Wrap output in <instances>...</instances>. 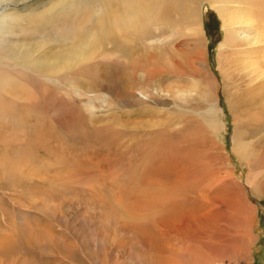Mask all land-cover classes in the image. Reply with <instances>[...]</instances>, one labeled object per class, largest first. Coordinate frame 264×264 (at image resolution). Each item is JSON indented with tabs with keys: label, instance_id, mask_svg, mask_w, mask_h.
Listing matches in <instances>:
<instances>
[{
	"label": "rangeland",
	"instance_id": "1",
	"mask_svg": "<svg viewBox=\"0 0 264 264\" xmlns=\"http://www.w3.org/2000/svg\"><path fill=\"white\" fill-rule=\"evenodd\" d=\"M68 1L4 0L0 6V16L8 12L23 16V28L11 36L12 48L23 38H40L52 54L32 50L21 56H41L44 65H55L50 74L35 73L40 76L34 86L20 85L29 107H18L16 123L0 122V142L5 145L0 144V264H190L189 255L203 258L204 264H264V52L255 51L262 59L258 72L246 69L245 54L240 52L249 48L253 32L231 24L239 32L230 46L233 34L226 32L229 24L217 5L210 0H175L183 9L176 14L174 3L167 0L179 24L199 8V35L182 24L158 31L156 25H161L149 22L152 15L142 20L140 31L118 36L113 45L106 33L117 27L105 17L136 5L128 4L132 0ZM227 4L228 9L235 6ZM155 7L154 2L140 5L150 12ZM45 11L54 16H43ZM43 20L48 23L44 27ZM29 21L38 25V33ZM82 29L103 34L96 45L94 40L87 45L96 58L89 67L64 76L63 56L53 52L69 47L75 41L72 37L87 39ZM6 34L4 30L0 38ZM70 85L75 89L72 97L64 91ZM212 107L216 111L208 117ZM205 121L215 126L210 128ZM247 142L250 161H245L246 150L240 159L235 149ZM183 154L189 156L186 161ZM112 159L117 168L110 176L107 161ZM171 162L185 165L188 174L187 186L180 190L191 192L188 201L195 200L190 205L194 232L214 226L212 216L202 215L211 209L218 180L234 179L244 191L251 206L249 226L235 221L230 236L239 242L216 246L220 248L216 258L200 243L190 247L178 242L179 236L173 238L171 231L140 228L133 187L143 184L145 170L150 181L165 177L163 167ZM199 214L201 221L195 217ZM99 224L103 231L95 243L91 235Z\"/></svg>",
	"mask_w": 264,
	"mask_h": 264
},
{
	"label": "bare ground",
	"instance_id": "2",
	"mask_svg": "<svg viewBox=\"0 0 264 264\" xmlns=\"http://www.w3.org/2000/svg\"><path fill=\"white\" fill-rule=\"evenodd\" d=\"M8 1L11 3H17L18 1L23 2V1H29V0H8ZM168 1L174 3V11L176 12V14L181 13L183 11V9H178L179 7H178V4L175 2V0H168ZM229 1L230 0H210V2H212L211 4L217 5L220 12H222V18H224L223 19L224 23L229 24L226 26L224 25L225 26L224 28L227 30V31L225 30L226 32L229 31V32H232V34H233L230 37V39L228 40L230 46H233V44L235 43V39H236L235 37L237 35V32H239V28H236L234 26L232 27L231 24H234L238 27L244 26V28L247 30L246 32H253L252 33L253 39H251V41L248 42L250 44L249 48H246V49L244 48L243 51L240 50V52H243L245 54L243 63L246 65V67H247L246 69H248V67H249L251 70H253V71L256 70V72H258L257 69L258 70L262 69V66H259L260 63H262V62H260V61H262V59L260 61L258 60L259 57L257 56L255 51L263 49V52H264V4H263L262 0H237V1L233 0L231 2H229ZM3 2H4V0H0V6L3 5ZM143 2H147V3L154 2V4H156L155 12H154V10H153V12L152 11L150 12L147 9L142 10L140 8V5ZM166 2H167V0H132V2L130 1L128 4H136V5H129L128 8H122V9L118 10L116 16H114V13L112 11L111 16L109 14V16H107L105 18L109 19V21H111V23L117 28L115 29V31H112V32L109 31L108 33H106V36L108 37L109 42H111L113 45H115L116 44L115 38H117L118 36H125L129 32L131 34L132 32L140 31V29L143 28V26H142V28H140L141 23H143V21H144L143 19L150 18L152 15L154 17L149 19V22L151 23L153 21H156L157 24H160L161 25L160 27H158L156 25V30H158V31H161V29H164V28H173V26L175 24H179V21L171 16V10L169 8H167ZM18 3H20V2H18ZM71 3H72V0L68 1V4H71ZM227 3H232L233 5H235L234 8L229 7V9L231 11L227 8L226 5H229ZM137 4H139V6ZM137 6H138V8H136ZM198 9L199 8H197V10L195 12L188 13V17L185 18L184 21H183V18H182V20H180V21H182V23H180V24H182L183 27H186L190 31H192V35H199L201 32V25H200V19H199L200 16H199ZM55 12H57V11H55ZM43 16L49 17V16H54V15H53L52 11H45L43 13ZM57 16H60V15H57ZM15 18H17L19 21L15 22ZM52 18H54V17H51V19ZM105 18L102 17V19H105ZM22 20H23V16H16V14H14V13L10 14V12L4 13L0 16V36L4 32V30L7 33L4 37L0 38V44L1 43L4 44L3 47H0V72H1V69L3 70V73L0 75V122L4 123L5 125L10 124V123H13V124L16 123L17 114L19 113L18 107H20L21 109H28V107H29V103H26V100L28 99V97H26L20 93V89H21L20 85L22 83H29L31 86H34L33 82L36 81L35 78L37 76H40L39 74H35V73H43L46 75V74L52 73L54 68H55V65L51 64V63L44 65V61H43L41 56H38V58H26V57L21 56V53L23 54L24 52H28V51H32V50H37L38 51L37 53L44 51L46 54H52V53H50L49 50H47L50 48L49 44L48 45L43 44V43L41 44L42 40H40V38H35L33 40H31L30 38H23L20 41L16 40V41L20 42L21 45H14V47H13L14 49L12 48L13 40L11 39V36L14 34H17L16 32L18 31V28L21 27ZM48 20H50V19L47 18V21ZM32 23H34V22H30V27L35 29V31H36V29L38 31V25L32 24ZM11 24H13V29L10 28ZM37 24H39V23H37ZM46 24H48L46 22V20H43L42 21L43 27L46 26ZM180 24H179V26H180ZM43 27H41V28H43ZM21 28H23V27H21ZM33 29H32V31H34ZM37 31H36V33H38ZM81 31L84 34H86L87 39L84 38L82 35H81V37H83V38L78 37V36L72 37L73 39H75V41L71 42L69 44V47H67L63 51L53 52V54L56 56H60V55L63 56V60L61 62V67L64 71V76H66V74L71 73L72 71H74L76 69H79L78 67H84L86 65H87V67H89L90 63L96 58V56H94L95 51L93 50V48H91L90 53H89V51L87 49V45L91 43V40H94V43H95V41L99 42L100 37L103 34L101 32H96L97 35H92L87 30L82 29ZM39 32H41V29L39 30ZM78 32H80V31H78ZM81 33H79V34H81ZM53 35L54 34H52L51 36H53ZM161 35H159V36H161ZM184 43L189 44V42H184ZM95 45H96V43H95ZM97 45H98V43H97ZM196 45H197V43H196ZM158 46L160 48V55H158V54H156V55L162 56L164 50H163L161 45H158ZM189 47H191V46L189 45ZM195 49L196 48H192V52L194 51L193 55L197 57L198 52ZM253 54H256V56L255 57L250 56ZM262 57L264 59V53H263ZM250 65H252V67H250ZM41 68H44L47 71H42ZM250 69H248V71ZM21 71H25V73L22 72L21 73L22 76H18V74ZM249 74H251V73L249 72ZM229 76L230 75L227 73L225 75V79H228ZM64 91L66 94H68V92H69L70 97H72L71 95L74 94L75 89L73 88L72 85H70V87H68V88L64 87ZM203 93H204V96H206L207 92L205 93L203 91ZM20 94H21V96H20ZM148 95H150V92ZM72 99L74 100V95H73ZM215 111L216 110L213 107L211 109H209L207 111L209 113L208 117L213 115V113ZM165 124H167V123H165ZM205 124L208 125V127H210V128H213L215 126L214 124L210 123L209 121H205ZM158 125H160V124H158ZM154 129H155V127H154ZM158 130H160V129H158ZM160 134H162V132H160ZM148 136H149V134H148ZM3 143L0 142V144L3 147H5V145H3ZM163 144H164V142H163ZM249 145H250V142H247L244 144H238V146L235 147L237 152L235 151L234 148H233V151L236 152L237 155L239 156V158L241 159L242 153H245L242 151L246 150L247 151L246 156H245L246 159L245 158L244 159H245V161L246 160L250 161V159H252V156L250 155L249 151L247 150L249 148ZM146 148H147V146H146ZM242 148H244V149L242 150ZM175 149H176V147H175ZM184 151H186V150H184ZM180 153H181V151H180ZM184 157H185V161H186L187 160L186 158L189 156L186 157V155H184ZM166 159H168V158H166ZM174 160H176V159H174ZM4 164L6 165V162H4ZM0 166H3V162H1V158H0ZM184 167H185V165L179 166L178 163L175 165V162L174 163L171 162L168 165L165 164V167H163V169H164L163 172H165L164 173L165 177L159 178L158 180H151V181L149 180V178L146 177L148 174V171L147 170L144 171L143 177L145 179L143 181V184H141V185L138 184V185L133 187L134 188L133 197L137 198V202L134 204V207L137 210H139V212H140V219H141L139 221V223H141L140 228L144 229V232H148L149 226L150 227L153 226L152 227L153 229H159V230H160V228L163 229V230H161L162 233H163V231H166V230L171 231V233H173V235H172L173 238H177L179 236L178 237L179 239L177 241L178 242L180 241V243L186 244L187 246L189 245L190 247H195L193 242L194 243H200L201 246H205V247L211 246L213 243L214 247H209V248L206 247L205 249H206V251H208L207 255H210L212 258H216L217 255L220 253V248L216 247V246H218L220 244L229 245V243H232L235 241L239 242V240L236 238L237 236L232 237V236H230V234L233 232V226L235 227V225H234L236 223L235 221L240 222V227L247 228L249 226V223H250V219H249L250 215L249 214L251 212V206L245 200L244 191L240 187V183L238 181L231 179V178L218 180L217 184H216V186H217L216 190H214V191L212 190L213 192H211V198H210L211 209L209 211L206 209L207 210L206 213H203V215H202V216H204V218H206L204 214H206V216H207V214L212 216V219L215 220V221L213 220L214 226H212V224H211L210 228H208L206 230L204 229L201 232H199V231L194 232V229H196V228H194V226L191 225V223H190L192 217H194V215H192L190 213V205L195 200L190 199L188 201L189 197H191L190 196L191 192L184 193L180 190L181 188H183L184 185L187 184L188 174L186 173V169ZM115 168H117L116 167V161L113 159L108 160L107 161V169L110 173V176L111 175L113 176L115 174ZM249 168H250V166H249ZM198 169L200 170V167ZM151 171H153V169H151ZM154 172H157V171H154ZM188 173H190V170H188ZM117 176H119V175H117ZM188 188L189 187H187L186 189H188ZM208 189H209V187H208ZM192 193H194V192L192 191ZM184 201H186V202H184ZM219 207H224L225 211H220ZM214 214H216V216H214ZM195 217L198 220L200 219V221H201L202 217L200 216V214L195 215ZM104 219H105V217H104ZM143 219H146V220L148 219V220L146 222H144ZM206 219H208V218H206ZM194 221H196V220L194 219ZM221 221L223 222V224ZM210 223H212V221ZM227 224L230 226H228ZM107 225H108V221H107ZM231 225H233V226L231 227ZM96 226L94 227V230H93L92 235H91V237H93V241L95 243H97V241H98L97 239L101 236L102 231H103L101 224L96 225ZM159 230H158V233H159ZM231 230H232V232H231ZM168 233H170V232H168ZM159 235H161V234L159 233ZM159 237L161 238V236H159ZM208 237H210V238H208ZM206 239H210L212 241L206 240ZM188 240L190 241L189 244H188ZM217 241H218V243H217ZM163 249L158 248L157 251L163 252ZM229 252H231V253L233 252L235 255H237L236 250H229ZM159 254L160 253H158V255L156 257L157 260H160ZM161 255H162V253H161ZM175 255L179 256V254H177V252ZM189 257H190V264H191V260L194 262L192 264H201V263L204 264V262H205L203 258H200L197 255H193V256L189 255ZM218 264H221V263H218Z\"/></svg>",
	"mask_w": 264,
	"mask_h": 264
}]
</instances>
